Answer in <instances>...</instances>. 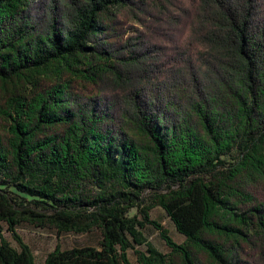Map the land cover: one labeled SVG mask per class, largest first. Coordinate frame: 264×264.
Listing matches in <instances>:
<instances>
[{
    "label": "trees",
    "instance_id": "16d2710c",
    "mask_svg": "<svg viewBox=\"0 0 264 264\" xmlns=\"http://www.w3.org/2000/svg\"><path fill=\"white\" fill-rule=\"evenodd\" d=\"M25 225L100 234L44 264H264V0H0V264Z\"/></svg>",
    "mask_w": 264,
    "mask_h": 264
},
{
    "label": "rangeland",
    "instance_id": "374dc122",
    "mask_svg": "<svg viewBox=\"0 0 264 264\" xmlns=\"http://www.w3.org/2000/svg\"><path fill=\"white\" fill-rule=\"evenodd\" d=\"M136 213V210H132L130 216L135 215ZM150 214L151 218L158 222L162 228L168 232L174 242L181 244L185 241V237L177 232L174 224L167 217L162 208L156 207L151 210ZM18 234L23 242L31 248L36 264H44L47 255L54 251L57 244H61L64 250H70L75 247H97L100 240L99 233L89 235L67 234L59 237L53 230L39 229L26 225L19 228ZM145 236L148 242L160 252H170V249L160 237V231L156 228L149 226L145 231ZM2 240L7 241L16 249L19 248L17 242L7 231L0 234V242ZM136 251L143 252L145 251V247H137L135 250H130L127 253L128 259L132 264H138Z\"/></svg>",
    "mask_w": 264,
    "mask_h": 264
}]
</instances>
